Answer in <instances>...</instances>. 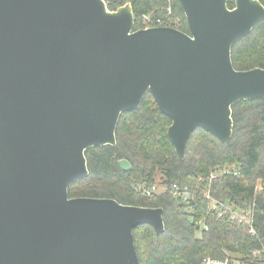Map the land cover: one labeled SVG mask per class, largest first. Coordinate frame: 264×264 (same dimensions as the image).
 Masks as SVG:
<instances>
[{"label":"water","instance_id":"obj_1","mask_svg":"<svg viewBox=\"0 0 264 264\" xmlns=\"http://www.w3.org/2000/svg\"><path fill=\"white\" fill-rule=\"evenodd\" d=\"M177 1L189 34L133 30L130 4L0 0V264H138L132 231L163 233L162 209L69 198L85 150L115 145L120 115L148 92L180 160L195 129L227 143L232 105L264 99V69L231 60L264 20L260 1Z\"/></svg>","mask_w":264,"mask_h":264},{"label":"trees","instance_id":"obj_2","mask_svg":"<svg viewBox=\"0 0 264 264\" xmlns=\"http://www.w3.org/2000/svg\"><path fill=\"white\" fill-rule=\"evenodd\" d=\"M104 1L110 11L130 4L133 30L145 27L142 16L147 15L169 21L170 27L189 34L177 0ZM259 1L264 6V0ZM227 7L232 9L234 0H228ZM231 60L238 71L264 69V20L232 45ZM232 120L227 143L195 129L180 160L167 136L171 120L160 112L148 92L137 109L120 115L115 145L85 150L88 175L69 185L68 197L108 198L123 205L161 208L163 233L156 235L149 225L132 231L138 264H201L207 255L251 264V252L264 250V99L235 103ZM120 160L128 161L130 169L122 170ZM218 169L229 172L210 180L209 175ZM157 182L166 190L150 197L136 190ZM173 183L187 186L194 200L174 198L169 192ZM206 193L220 203L251 210L254 235L246 225L218 218L204 197Z\"/></svg>","mask_w":264,"mask_h":264},{"label":"built area","instance_id":"obj_3","mask_svg":"<svg viewBox=\"0 0 264 264\" xmlns=\"http://www.w3.org/2000/svg\"><path fill=\"white\" fill-rule=\"evenodd\" d=\"M142 21L145 24L144 28L148 27H170L169 21L165 22L161 19H151L147 15L142 16ZM178 19L175 20L177 22ZM229 172L225 169H218L217 172L211 173L209 175V179H214L218 174ZM236 172H234L235 174ZM136 190L141 193L143 197H150L152 195L159 194L166 190L165 185L154 183L150 186H141L137 187ZM169 192L171 195L176 198L180 199L184 202H189L194 200V193L187 187V186H180L176 183H173L170 186ZM205 199L208 201V204L211 210L215 211L218 218L226 217L228 221H236L238 224L246 225L250 233L254 235V228H253V214L251 210H242L229 202L220 203L214 198L210 196L209 193L204 195ZM202 228L204 231H208V227L201 222ZM200 228L199 226L197 227ZM252 260L249 261L251 264H264V250H256L251 252ZM248 262V263H249ZM238 263V262H237ZM201 264H235L232 259L229 257L225 258H216L212 256H204L201 260ZM240 264H245L240 259ZM250 264V263H249Z\"/></svg>","mask_w":264,"mask_h":264},{"label":"rangeland","instance_id":"obj_4","mask_svg":"<svg viewBox=\"0 0 264 264\" xmlns=\"http://www.w3.org/2000/svg\"><path fill=\"white\" fill-rule=\"evenodd\" d=\"M170 21H172V20H170ZM158 178H159V176L156 177V181L158 180ZM157 183H158V182H157ZM158 184H159V183H158ZM257 184H258V183H257Z\"/></svg>","mask_w":264,"mask_h":264}]
</instances>
